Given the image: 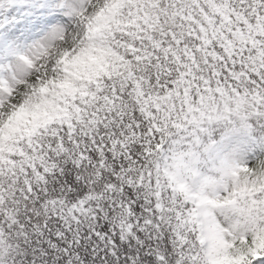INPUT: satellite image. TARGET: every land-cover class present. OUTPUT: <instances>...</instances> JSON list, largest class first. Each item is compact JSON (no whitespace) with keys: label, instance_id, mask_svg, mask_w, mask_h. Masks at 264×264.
Here are the masks:
<instances>
[{"label":"snow or ice","instance_id":"snow-or-ice-1","mask_svg":"<svg viewBox=\"0 0 264 264\" xmlns=\"http://www.w3.org/2000/svg\"><path fill=\"white\" fill-rule=\"evenodd\" d=\"M0 264H264V0H0Z\"/></svg>","mask_w":264,"mask_h":264}]
</instances>
